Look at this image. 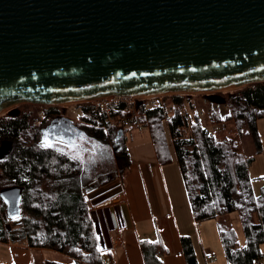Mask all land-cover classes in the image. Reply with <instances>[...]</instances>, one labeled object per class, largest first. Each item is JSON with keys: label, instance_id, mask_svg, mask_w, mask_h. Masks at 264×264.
Wrapping results in <instances>:
<instances>
[{"label": "water", "instance_id": "water-1", "mask_svg": "<svg viewBox=\"0 0 264 264\" xmlns=\"http://www.w3.org/2000/svg\"><path fill=\"white\" fill-rule=\"evenodd\" d=\"M258 82L264 0H0V112ZM21 197L0 189L9 219Z\"/></svg>", "mask_w": 264, "mask_h": 264}, {"label": "trees", "instance_id": "trees-1", "mask_svg": "<svg viewBox=\"0 0 264 264\" xmlns=\"http://www.w3.org/2000/svg\"><path fill=\"white\" fill-rule=\"evenodd\" d=\"M202 102L207 108L187 95H172L168 106L177 104L178 110L165 112L160 106L146 109L157 159L161 165L170 164L174 152L194 219L198 223L217 220L226 263L259 264L264 258L260 248L264 244V183L257 193L253 191L248 159L243 157L239 137L246 128L260 144L257 120L264 118V82L225 95L205 94ZM221 106L228 112L223 116ZM40 112L43 120L36 108L21 105L0 117V189L22 188L16 218L6 216L0 199V241L52 249L65 257L63 262L46 264H105L97 242L98 215L91 206L116 197L120 184L88 178L64 146L56 148L53 143L40 141L37 123L45 124L53 118L55 109L45 107ZM79 112L107 130L101 137L88 133L91 139L108 144L110 137L116 138L119 161L123 168L127 167L124 129L119 134L121 128L105 121L92 104H82ZM207 112L209 115H205ZM203 116L209 121H232L234 133L210 136ZM231 213L239 216L243 244L227 222ZM180 241L186 264H198L190 238L181 236ZM140 244L145 264H162L156 259L158 243L144 240Z\"/></svg>", "mask_w": 264, "mask_h": 264}, {"label": "crops", "instance_id": "crops-1", "mask_svg": "<svg viewBox=\"0 0 264 264\" xmlns=\"http://www.w3.org/2000/svg\"><path fill=\"white\" fill-rule=\"evenodd\" d=\"M130 129L129 138L126 136L129 163L124 176L118 179L120 193L91 206L98 215L97 242L105 264H145L140 244L144 240L160 245L157 252L162 264H186L181 236L190 238L198 264H211L210 247L201 236L202 224L207 222L198 223L194 219L174 152L172 162L161 165L148 126ZM0 247L19 250L20 259L18 255H10L12 264H34L32 252L40 254L42 264L48 262L43 253L59 254L52 249L1 241ZM260 248L264 256V244ZM49 261L55 260L52 257ZM259 264H264V258Z\"/></svg>", "mask_w": 264, "mask_h": 264}, {"label": "rangeland", "instance_id": "rangeland-1", "mask_svg": "<svg viewBox=\"0 0 264 264\" xmlns=\"http://www.w3.org/2000/svg\"><path fill=\"white\" fill-rule=\"evenodd\" d=\"M233 90L235 89H229L225 91L218 90V91H213L211 93H208V95L209 94L225 95L226 93L232 92ZM172 95L173 96L174 95L176 96L177 95H187L193 98V100L196 101L197 105H201V106L206 105L205 108H207V104H203L202 102L203 95H205L204 93H199V94L197 93H169L163 96L164 97L163 101H169V98ZM84 103L85 102L74 103V104H68L65 106L32 105V104L23 103V104H19V105L7 108V111H5L4 114H1L0 117L4 116L10 110L20 108L21 105H30L32 108H36L38 112H40L41 108L44 109L45 107H53L55 109V114H58L61 112L65 113L69 121H71V123L75 125L76 127L84 130L85 133H92V134L94 133V135H99L100 137L105 136L107 133V130L99 122L89 121L87 118L80 116L79 108ZM219 112L221 116L228 113L227 110L222 106L219 109ZM207 114L208 112L205 113V115ZM38 117L39 119L43 120L44 114L41 112V114L39 115L38 113ZM203 118H205V123L208 124L207 126H208L209 131L213 133L214 135H224V134L234 133L235 128H234L232 121L226 120L225 122H222L216 119H212L211 121H209L207 117L203 116ZM47 123H49V121H46L45 124L37 123L41 131L39 135L40 141H45L43 140L45 139V137H42V132L45 129V126L47 125ZM165 128H166V125H165ZM130 132H131L130 128H124V134L128 138H129L128 135L130 134ZM257 133H258V138H259V143H260L259 146L253 140L252 136L248 133L246 128L243 129L242 135L239 137L240 148H241L243 157L245 159H248V174L250 178L252 179V187L255 193L259 191L260 187L264 183V118L263 117L257 120ZM109 141L110 142L108 144L104 143L100 145L99 140H96V139H90L89 142L84 141V140H75V145H69V146L67 145V141H65L64 144H62V146H64L65 151L68 154H70L74 159L78 160L76 164L77 167H79L80 169H86L85 173L88 174L89 176L88 178L97 176L98 178L101 179V181H106L107 182L106 184L108 183L112 184L115 182L119 183L120 180L118 179H121L122 174L124 176L125 168H123L122 163L119 161L120 157L118 156L117 148L115 147L117 145L116 138L112 139L110 137ZM122 162H125V161L122 160ZM88 163H90L91 166H88ZM227 217H228V221H227L228 224L232 226L233 229H235L240 244H243L244 237H243L242 227L239 221L238 214L231 213ZM206 222L207 224H202L204 229L201 227V236L203 237L204 241L206 239L210 247L208 253L210 254L209 255L210 259L213 260L211 264H227L224 253H223L221 239H220V236L217 230V220H208ZM20 254L21 253L19 252V250L15 251L10 248L0 247V262H3L4 264H12L13 260H11L10 255L12 256L18 255V258L20 259L22 257ZM32 255H33L32 261L34 259V264H42V261L44 260L42 259L40 254L36 252H32ZM42 255L48 261L51 260L52 257L54 258L55 261H59V262H63L65 259V257L62 254L60 253L58 254L56 252H45Z\"/></svg>", "mask_w": 264, "mask_h": 264}, {"label": "built area", "instance_id": "built-area-1", "mask_svg": "<svg viewBox=\"0 0 264 264\" xmlns=\"http://www.w3.org/2000/svg\"><path fill=\"white\" fill-rule=\"evenodd\" d=\"M164 95L166 94L142 96L109 95L85 101V103L92 104L98 114L104 117L105 121L116 124L118 128H136L148 126L145 113L147 108L160 106L163 107L165 112L171 111V109H179L177 104H172V106L170 104L168 106V101H163ZM40 114L41 112H39ZM212 135L213 133H210V136ZM160 258L161 254L157 252L156 259Z\"/></svg>", "mask_w": 264, "mask_h": 264}, {"label": "flooded vegetation", "instance_id": "flooded-vegetation-1", "mask_svg": "<svg viewBox=\"0 0 264 264\" xmlns=\"http://www.w3.org/2000/svg\"><path fill=\"white\" fill-rule=\"evenodd\" d=\"M59 117H67V116L65 115V113L62 112L58 114H54L53 118L49 120V123H47L45 129L42 132V137H45V139L43 140L47 141L49 145H51L50 143H53L56 148L58 147L60 148L62 147V144H64L65 141H67L68 146L75 145V140H84L87 142L90 141L91 138L88 133H85L84 130L73 125L69 120L66 122L65 121L62 122L59 119ZM99 144L102 145L103 143L100 142ZM74 160L77 164L78 160L77 159ZM88 166H91V164L88 163ZM78 169L85 173L86 169H80L79 167ZM94 177H96V180L98 182L101 181V179L98 178L97 176Z\"/></svg>", "mask_w": 264, "mask_h": 264}, {"label": "bare ground", "instance_id": "bare-ground-1", "mask_svg": "<svg viewBox=\"0 0 264 264\" xmlns=\"http://www.w3.org/2000/svg\"><path fill=\"white\" fill-rule=\"evenodd\" d=\"M225 90H229V89H224V90L221 89L220 91H225ZM65 104H68V103H65ZM58 105H64V104H58ZM5 111H7V109L1 111V112H0V115H1V114H4Z\"/></svg>", "mask_w": 264, "mask_h": 264}]
</instances>
